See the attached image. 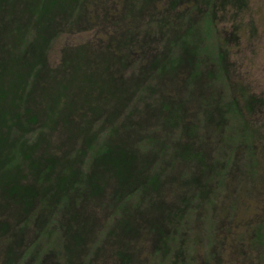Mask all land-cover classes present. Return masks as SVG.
<instances>
[{
	"label": "rangeland",
	"instance_id": "obj_1",
	"mask_svg": "<svg viewBox=\"0 0 264 264\" xmlns=\"http://www.w3.org/2000/svg\"><path fill=\"white\" fill-rule=\"evenodd\" d=\"M85 1L29 85L67 48L119 49L123 78L141 79L139 108L124 110L138 122L137 171L122 184L89 162L116 118L87 136L26 125L22 111V147L1 156L0 264H264V0ZM184 110L191 130L172 122ZM3 172L37 194L17 197Z\"/></svg>",
	"mask_w": 264,
	"mask_h": 264
},
{
	"label": "trees",
	"instance_id": "obj_2",
	"mask_svg": "<svg viewBox=\"0 0 264 264\" xmlns=\"http://www.w3.org/2000/svg\"><path fill=\"white\" fill-rule=\"evenodd\" d=\"M86 14L85 0H0V168L5 162L1 156L8 148L22 147L15 137L25 128L22 111L27 115L26 125L32 121H42L53 131L59 125L71 134L83 132L87 136L93 130V122L106 118L104 121L107 123L116 118L114 125L102 132L91 145L95 153L92 152L89 162H100L102 165L99 166L122 184L132 181L137 171L136 167H132L139 157L138 147L137 143L133 145L134 150L127 146L133 144L128 141L130 135L135 134L138 122L131 117L128 120L129 116L124 114V110L127 109L126 105L129 109L135 108V111L139 108L142 100L136 94L141 79L123 78L120 66L126 65V56L118 53L121 52L119 49L112 50L110 44L99 49L87 44L67 48L61 65L49 73V77H43L32 87L29 85L33 74L39 77L41 73L54 32L70 25V22L79 23ZM209 21L208 18L203 27ZM203 33L209 36L208 29H204ZM202 35L199 38L201 42L204 38ZM127 41L124 40V43ZM124 46L120 49L123 50ZM208 47V43L204 46L201 44V53ZM180 108L176 106L171 111ZM185 110L183 118L179 116L180 119L172 122L177 123L175 127L183 126L191 130L192 124L187 120ZM90 116L92 119H89ZM192 121L193 124L197 122ZM122 128L129 133L128 138L122 137L116 142L111 132ZM3 174V184L8 185L9 191L25 202L27 197L37 194L35 186L23 183L17 174ZM67 208L63 207L66 211L60 210V216L68 213Z\"/></svg>",
	"mask_w": 264,
	"mask_h": 264
}]
</instances>
